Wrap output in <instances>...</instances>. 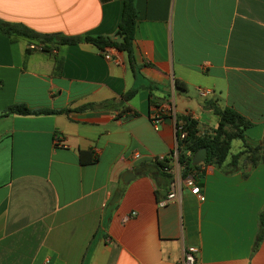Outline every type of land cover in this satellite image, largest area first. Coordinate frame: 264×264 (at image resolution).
<instances>
[{
  "label": "crops",
  "instance_id": "obj_1",
  "mask_svg": "<svg viewBox=\"0 0 264 264\" xmlns=\"http://www.w3.org/2000/svg\"><path fill=\"white\" fill-rule=\"evenodd\" d=\"M121 5L0 0V20L53 36L42 44L0 32V113L11 104L68 109L0 115V264H82L88 247L86 264H181L187 245L196 264H264V233L253 248L264 161L242 155L228 173L201 163L194 182L204 199L181 186L162 207L170 180L182 177L178 162L135 172L176 144L172 116L151 124L156 105L191 117L202 134L217 124L202 106L212 101L250 123L245 143L264 140V0H134L133 69L118 50L114 62L90 42L60 41L115 38ZM89 103L104 105L74 110ZM232 140L223 163L243 148L239 139L229 152ZM79 151L96 161L81 164Z\"/></svg>",
  "mask_w": 264,
  "mask_h": 264
},
{
  "label": "trees",
  "instance_id": "obj_2",
  "mask_svg": "<svg viewBox=\"0 0 264 264\" xmlns=\"http://www.w3.org/2000/svg\"><path fill=\"white\" fill-rule=\"evenodd\" d=\"M136 21V12L134 9V0H122L120 18L114 33L115 38L108 36H72L61 37L62 42L75 43L79 41H86L92 43L99 50H102L105 46L114 47L116 50L123 52L126 55L129 66L133 69L134 58L132 53V40L134 34V27ZM0 32L4 35L14 37H24L29 41H36L38 43H44L46 41H52L53 36L35 32L26 26L19 23H10L0 20ZM174 86L177 89H182L183 84L178 81H174ZM133 94V89L127 90L121 95V99H128ZM104 103L96 104H84L74 107V110L92 109L102 107ZM204 108L210 109L217 115V124L215 128L209 133L199 134L196 128V121L187 115L180 116L183 121V128L185 130L184 138L177 142V157L176 160L181 169V176L190 174L198 182L199 181V165H192L190 158L195 150L200 147L205 148V158L202 164H214L220 168L223 172L228 173L236 170L238 159L244 155L246 161L250 165H254L258 162L264 161V140L255 145H249L245 143L243 130L250 125V123L240 116L234 110L223 107L219 108L212 101H207L202 104ZM68 109H37L29 108L23 104H11L8 105L0 115H6L10 113L16 114H39V113H52L63 112ZM117 117L120 114H116ZM232 139H240L242 141V149L234 154L230 155L229 160L223 163L229 148V142ZM189 151L190 154H186ZM79 162L81 164L93 163L96 161V156L91 151H79ZM171 152L168 153V157L163 161H157L155 159L149 162H141L136 173H149L165 172V168L170 167ZM198 172V173H197ZM196 173V174H195ZM115 200H112V205ZM264 233V206L258 213V229L254 237L253 248H255L261 240ZM89 253V247L85 250L82 256V264H86Z\"/></svg>",
  "mask_w": 264,
  "mask_h": 264
},
{
  "label": "built area",
  "instance_id": "obj_3",
  "mask_svg": "<svg viewBox=\"0 0 264 264\" xmlns=\"http://www.w3.org/2000/svg\"><path fill=\"white\" fill-rule=\"evenodd\" d=\"M29 49L37 48L41 49V45H33L28 44L27 46ZM100 53L106 60H111L114 62H117V50L114 47L111 46H105L102 50H100ZM207 93V90L198 89V94L201 96H204ZM170 115L173 119V125H174V132L176 136V144L174 146V149L171 152V157L176 160L177 157V142L184 138L185 136V130L183 128V121L181 117L177 116L174 113L173 108L169 104L164 105H156L154 106L151 111L149 112L148 118L151 122V124L155 127L157 123L162 119L164 115ZM186 154H190L189 151H186ZM133 157H138L137 153L133 154ZM168 155H158L154 157L153 159L157 161H163L165 158H167ZM177 161V160H176ZM170 163V162H169ZM170 168V167H169ZM169 168H165L164 171L167 172ZM186 187L190 194L194 195L198 200H203L204 196L201 193L198 185L195 184L194 178L192 175L187 174L183 177H181L179 180H170L169 182V189L165 192V194L157 201V206L162 207L166 203L174 200L176 198V189L180 187ZM197 252V247L193 245H187L183 247L182 249V255H181V264H196L195 263V254Z\"/></svg>",
  "mask_w": 264,
  "mask_h": 264
},
{
  "label": "water",
  "instance_id": "obj_4",
  "mask_svg": "<svg viewBox=\"0 0 264 264\" xmlns=\"http://www.w3.org/2000/svg\"><path fill=\"white\" fill-rule=\"evenodd\" d=\"M55 39H58V37H56ZM127 118H129V116ZM124 119H126V118H124ZM204 158H205V148L200 147L193 152V154L191 155L190 161H191L192 165H196L198 163H202L204 161ZM127 174H129L132 177V173L129 171L124 172L123 176H125ZM124 180L126 181L128 179L125 178Z\"/></svg>",
  "mask_w": 264,
  "mask_h": 264
},
{
  "label": "rangeland",
  "instance_id": "obj_5",
  "mask_svg": "<svg viewBox=\"0 0 264 264\" xmlns=\"http://www.w3.org/2000/svg\"><path fill=\"white\" fill-rule=\"evenodd\" d=\"M240 140L239 139H235V140H232L231 142V145H230V149H229V152H234L237 147L240 146Z\"/></svg>",
  "mask_w": 264,
  "mask_h": 264
}]
</instances>
